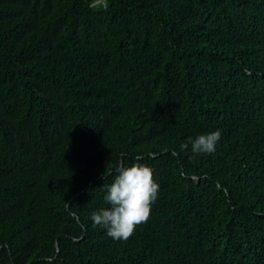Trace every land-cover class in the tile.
I'll return each instance as SVG.
<instances>
[{
    "label": "trees",
    "instance_id": "16d2710c",
    "mask_svg": "<svg viewBox=\"0 0 264 264\" xmlns=\"http://www.w3.org/2000/svg\"><path fill=\"white\" fill-rule=\"evenodd\" d=\"M136 162L117 241L91 213ZM0 264H264V0H0Z\"/></svg>",
    "mask_w": 264,
    "mask_h": 264
},
{
    "label": "clouds",
    "instance_id": "9594fccd",
    "mask_svg": "<svg viewBox=\"0 0 264 264\" xmlns=\"http://www.w3.org/2000/svg\"><path fill=\"white\" fill-rule=\"evenodd\" d=\"M220 130L199 134L189 138L184 145H191L194 155L212 154L220 141ZM111 166V165H108ZM106 190L105 202L109 207H100L91 213L94 226L106 229L114 240H128L138 225L150 218L152 205L158 198L159 185L154 181L153 170L146 164L136 162L131 166H116L111 184Z\"/></svg>",
    "mask_w": 264,
    "mask_h": 264
}]
</instances>
